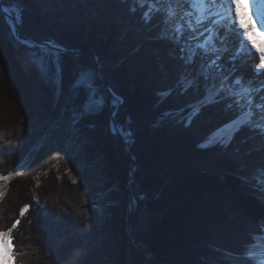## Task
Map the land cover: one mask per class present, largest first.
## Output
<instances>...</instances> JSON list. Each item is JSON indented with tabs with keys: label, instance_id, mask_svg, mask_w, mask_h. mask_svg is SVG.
<instances>
[{
	"label": "trees",
	"instance_id": "16d2710c",
	"mask_svg": "<svg viewBox=\"0 0 264 264\" xmlns=\"http://www.w3.org/2000/svg\"><path fill=\"white\" fill-rule=\"evenodd\" d=\"M15 1L22 17L21 38L79 54H60L62 83L59 78L60 94L52 107L38 71L0 15V175H9L25 160L29 165L0 201V229L20 220L12 233L16 264H124L127 238L122 226L132 161L123 153V140L112 133L111 120L131 133L128 148L135 172L130 192L136 209L129 224L152 264H229L228 255L245 256L261 236L264 206L242 182L264 167V135L245 126L226 148H199L236 113L223 102L201 106L203 89L181 90V61L158 38L162 13L135 0ZM11 2L3 0V7ZM145 13L151 14L150 22L143 19ZM96 58L101 90L106 84L120 105L110 107L105 95L103 108L85 115V91L72 95L70 86L82 68L98 72ZM28 96L29 107L15 110L14 99L20 105ZM38 96L40 109L34 112ZM194 108L200 111L190 118ZM73 114L79 116L76 126L85 150L105 158L106 189L114 183L118 187L106 198L110 220L100 226L90 206L92 194L67 181L59 183L52 172L36 191L38 202L28 196L31 178L47 167L42 151L33 149L50 124ZM175 114L178 119H170ZM26 205L29 211L21 217ZM143 213L154 220L141 240L137 234Z\"/></svg>",
	"mask_w": 264,
	"mask_h": 264
},
{
	"label": "snow or ice",
	"instance_id": "6c2138e0",
	"mask_svg": "<svg viewBox=\"0 0 264 264\" xmlns=\"http://www.w3.org/2000/svg\"><path fill=\"white\" fill-rule=\"evenodd\" d=\"M137 2L143 4L145 0H137ZM154 2L165 6L154 9V11L162 13L158 38L169 43L176 58L181 61L182 71L177 80L181 90L200 91L203 89L204 95L198 101L201 106L206 107L229 100L228 108L235 105L241 109L234 119L210 134L201 147L221 146L226 148L234 139L235 134L245 126H248L250 131H257L260 135H264V104L254 103V97L251 95L253 89L244 86L241 79L237 78L232 81V84H228L230 76L224 74L223 66L219 63L222 53L228 50L226 47L227 32L233 30L236 23L239 22L242 4L249 7L250 0H154ZM188 5H191V8H188ZM0 11L9 14L10 28L15 32L17 24L22 22L20 10L16 7H4ZM12 13H15L16 16L15 23H12L10 19ZM256 15H261L259 9H257ZM143 19L146 23L150 22L151 14L145 13ZM239 27L243 30L239 35H242L243 40L251 44V48L259 55V62L256 63L255 70L264 72V46L258 47L251 43L248 38L250 29L244 28L243 24H239ZM31 46L36 47L35 44ZM48 47L57 49L53 53L52 64L56 67V75L62 83V68L59 65L60 48L51 42H48ZM244 47L245 44L242 43L241 51ZM209 56L213 58L207 59ZM198 59L201 61L199 64H197ZM205 60L206 62H204ZM36 63L39 71L47 76L48 67L43 60L38 58ZM102 78V74L96 70L82 68L71 84L70 87L73 90L84 88L87 91L88 97L82 106L85 112L103 108L105 98L99 84ZM218 80L219 83H217ZM233 85H240L239 90ZM118 100L119 98L114 96L112 103L115 104ZM253 106L261 113L255 123L253 117L256 116V113L253 111ZM199 111L200 108H197L192 115H197ZM120 131L122 135H131L130 132H125L122 128ZM11 178V174L0 175V181H9ZM254 179L257 180L259 187L254 185L253 190L264 193V167L257 169ZM3 196L4 191L0 190V198ZM28 211L29 206L26 205L21 210L20 216L23 217ZM19 224L20 220L17 219L7 230L0 229V264H16L18 254L15 251L12 233ZM257 235L264 236V225ZM255 248H259V251H256ZM245 258L251 260L252 264H264V244L249 245Z\"/></svg>",
	"mask_w": 264,
	"mask_h": 264
},
{
	"label": "rangeland",
	"instance_id": "374dc122",
	"mask_svg": "<svg viewBox=\"0 0 264 264\" xmlns=\"http://www.w3.org/2000/svg\"><path fill=\"white\" fill-rule=\"evenodd\" d=\"M138 4H140V3H138ZM140 5L146 6L147 10H149V11H154V9L157 7H159V8L165 7V6H162L158 3H155L154 0H145V2L143 4H140ZM11 7H16L18 9H20L18 3L15 0L14 1L12 0L9 8H11ZM2 8H4L3 7V0L1 2L0 9H2ZM0 15L5 20L6 24H8L9 29H10V31H12V35H13L14 39L16 40V42L19 43V45L21 46L20 51L23 54V56L25 58H27L29 60V62L31 63V65H33V67H35L36 70L38 71V73L40 75V81L43 82V84L45 85V87L47 88V91L49 92V94L51 96V105H52V107H55V105L58 101V98H59V94H60L59 93V84L60 83H59V78L56 75V67L52 64V60H50V58L46 54V52H44L40 47L31 48V47L25 45L23 43V41H21L23 38L20 37L21 38V40H20L14 34L13 30L10 28L9 20L7 18L8 17L7 13L0 11ZM11 17L16 21L15 13H12ZM18 35L20 36L19 24H18ZM227 37L228 38H227L226 44L229 42V40L232 38V36L227 35ZM26 39H31V38H25L23 40H26ZM31 40H33V39H31ZM36 42H38V41H36ZM39 43H48V42H39ZM39 45H42V44H39ZM64 52H69V51L64 50ZM70 53H72L71 54L72 56H78L79 55V54L73 53V52H70ZM60 54H66V53H60ZM38 58L42 59L43 62L47 65L48 72L50 71V68H51V75L50 76L53 79V83L49 82V79H48L49 76L48 75L44 76L39 71L37 63H36ZM212 58H213L212 56H209L207 59H212ZM97 60L98 59L96 58V61ZM200 62L201 61L198 59L197 64H199ZM204 62H206V61H204ZM219 63L223 66L224 74L230 76V80L227 82L228 84H232V81L237 79V78L241 79L244 86L251 87L253 89L251 95L254 97V103L264 104V80L262 83H260L261 85H259V86L256 85L255 86L256 88H254L251 85L255 81L254 80L255 77L253 74V67H252L254 65L251 62H245L243 64V66L239 69V67H236L238 65L234 66L235 60H234V57L231 56V51H227L226 53L225 52L222 53V59L219 61ZM96 65H97V62H96ZM99 67H100V63H99V66L97 65V68H99ZM231 69H232V71H234V73H231ZM217 83H219V80L217 81ZM233 87H235L237 90H239L240 85H233ZM106 88L108 89V91H110L108 86L106 84H104V90H101V92L104 95V98L106 95L108 97V105L110 107H115V109H117L120 105V101L118 100L115 104H113L112 99H110L109 96L107 95ZM79 90H84L86 96L88 97V93L84 88L75 89L72 92V95L74 93H77ZM8 96H10V95H8ZM113 97H114V95H113ZM41 99H42L41 96L35 97V99L33 101L34 112L39 111ZM230 99H234V98H230ZM14 101L16 103L15 105L17 106V109H15V110H17L18 112H22L25 108L27 109L29 107V96H28L27 100L25 102H23V104L17 105V103L19 101L15 100V99H14ZM229 102H230L229 100H225V101H223V104L227 106V104ZM231 108L236 113V116L241 111V109H239L235 105H233V107H231ZM195 110H196V108L191 110V112L189 114L190 118L193 117L192 113ZM83 111H84L85 115H90V114H96L99 110H96L93 112H85V110L83 109ZM253 111L256 113V116L253 117V122L255 123L258 120L261 113L254 106H253ZM178 115L179 114H175V115L171 116L170 119H172V120L178 119ZM78 120H79V116L73 114V115H71V117L68 120H65V121L62 120V121L58 122L57 124H55V123L52 125L50 124V126L46 129V131L42 137V140L36 146V148L33 150H35V153L42 151V154L44 157V162H45L47 167H46V170H42V171L37 172L35 174V176H33L31 178L32 187L30 188L31 190L29 191L28 196L30 195L34 202H38V195H37L38 193H36V191H37V189H41L42 181L46 178V175L52 172L56 176L59 183L67 181L71 185L78 187V189H79V187H81L85 191L92 194L90 206H91L92 210L94 211V213L96 214V218L98 220L97 222L99 223L98 226H100L104 223H108L110 220L109 212L107 210L108 204L106 203V198L111 192L117 191L118 187H117L116 183H114L111 185V187H109V189H106V185H107L108 180H106L107 173H106L105 158L103 155H101L99 153L89 154L85 150L82 143L80 142V139H81L80 138L81 137L80 131L76 126V123L78 122ZM128 140H129V136H128ZM201 145L199 146V148H202ZM25 161L21 165L16 167L15 170L10 173L12 178L9 181H7L6 184L4 185V187L2 188V191H4V195H5V192L9 186V184L12 182V180L14 178H16L17 176L21 175L23 172H25L28 169L29 165H27V163ZM131 161H132V159H131ZM256 175H257V172H254V174L252 176L247 178L248 180H243V182L242 181L241 182L244 183L247 186V188L250 189L254 193L255 199H257L258 202L262 205L263 203L261 202L260 197H263L264 193H260L258 191L253 190L254 185L256 187H259V185L257 184V180L254 179V177ZM216 182L221 184V185L224 184L222 177H217ZM130 185H131V181H129V179H128L126 182V188H125L127 191V199H128V190L127 189L130 190ZM43 189H46V187H44ZM26 196H27V194H26ZM2 198H0V201ZM113 205L117 206L118 203L114 202ZM129 205H130V207H129ZM263 206L264 205H262V207ZM132 208H133V202L130 203L129 199H128L127 206L125 208L124 218H123L124 225L122 226L124 235L127 238V241L125 243L126 256H125L123 262H124V264H143V261H145L146 259L149 258V259H151V264H152V257L149 256L148 249L141 243L144 246V249H142V251H140L141 249L135 243H133L132 240L126 234V226H125L126 211H127V209L131 211ZM135 209H136V207H135ZM133 214H131V215H133ZM130 216H129V218H130ZM153 220H154V217H152L151 215H145L143 213V218H142L143 226L139 229L138 234H137L139 239L144 240L145 234H146V229L153 222ZM262 225H264V223L261 224V228H262ZM129 226H130V224H129ZM131 232H132V230H131ZM257 238H259V237H257ZM136 241L138 242L137 239H136ZM255 242H256V240H255ZM130 249L137 252L140 255V257L133 254ZM145 251H147L148 253H144ZM228 256L231 257L233 255H228ZM227 261L229 262V264H231V260L229 257H228Z\"/></svg>",
	"mask_w": 264,
	"mask_h": 264
},
{
	"label": "bare ground",
	"instance_id": "6f19581e",
	"mask_svg": "<svg viewBox=\"0 0 264 264\" xmlns=\"http://www.w3.org/2000/svg\"><path fill=\"white\" fill-rule=\"evenodd\" d=\"M135 1L137 2V0H135ZM140 6H144V5H140ZM162 6H164V5H162ZM187 7L191 8V5H188ZM146 9H147V7H146ZM257 9L260 10V13H261L260 16L256 15ZM240 13L241 14H240L239 22L236 23L233 30L227 32V35H231L232 38L226 44V47L228 49L227 51H231V56L234 57V60H235L234 66L238 65L236 67H239V69L243 66V64L245 62H251L252 64L255 63V65H256V63L259 62V55L255 52L254 49L251 48V44L245 42L243 40V36L239 35L243 31L239 27V24H243L244 28L250 29V31L248 33V38H249V41L251 43H254L258 47L264 46V0H250V6L249 7H245L242 4ZM7 16H8L7 17L8 20H9V14H7ZM10 19H11L12 23H15V20L12 17H10ZM16 27H17V31H18V24ZM23 43L25 45L31 47V48H34L31 46V45L35 44L32 41H23ZM242 43L245 44V47L241 51L240 45ZM41 46H43V47H41ZM36 47H40L44 52H46V54L49 56L50 60L53 59V53L57 50L54 48H49L48 44L36 45ZM255 65L252 66L253 67V74L255 77V79H254L255 83L253 82L251 84L254 88H256L255 87L256 85L257 86L261 85L260 83H262L264 80V72H257L255 70ZM231 73H234V71H232V69H231ZM50 75H51V68H50V71L48 72V76H49L48 79H49L50 83H53V79ZM113 98L114 97H112V101H113ZM111 131H112V129H111ZM113 132L118 134L117 136L120 135L121 139L123 140V145L125 144V147H128V142H129L128 136L122 135L120 128H118V127L116 129H113L112 133ZM6 182L7 181H0V190H2V188L4 187ZM260 200L263 203L262 205H264V196L260 197ZM131 202H133V208H134L135 203H134V201H131ZM129 207H130V205H129ZM133 208H132V210H133ZM262 244H264V236L257 238L256 242L253 246L262 245ZM255 250L259 251V248H255ZM229 258L231 260V264H252L251 260L246 259L245 256L244 257H236V256L230 257L229 256Z\"/></svg>",
	"mask_w": 264,
	"mask_h": 264
},
{
	"label": "water",
	"instance_id": "95a60500",
	"mask_svg": "<svg viewBox=\"0 0 264 264\" xmlns=\"http://www.w3.org/2000/svg\"><path fill=\"white\" fill-rule=\"evenodd\" d=\"M1 2H2V0L0 1V7H1ZM14 34L21 40V38H20V36L18 35V31H17V27H16V29H15V32H14ZM21 41H32V42H34L35 44H37V45H39V44H42V45H46V44H48V43H39V42H36V41H34V40H31V39H26V40H21ZM60 48V47H59ZM60 53H66V54H72V53H70V52H64V50L63 49H61L60 48ZM97 62V65L99 66V61L97 60L96 61ZM98 71H99V73H101V69H100V67L98 68ZM102 74V73H101ZM106 92H107V95L109 96V98L110 99H112V97H113V94L110 92V91H108V89L106 88ZM111 101V100H110ZM117 127H116V125L114 124V122H113V120H111L110 121V129H112V131H113V129H116ZM115 135H118V134H116L115 132H113ZM120 139H121V136L119 135L118 136ZM122 150H123V153L125 154V155H127L128 157H130L131 159H132V170L130 171V173H129V181H132V177H133V175H134V172H135V163H134V159L132 158V155H131V152H130V150H129V148L128 147H125V144L123 145L122 144ZM128 190V199H129V202H131V201H134L133 200V197H132V195H131V193H130V190L129 189H127ZM135 203V202H134ZM135 207H136V204H134V208H133V210L132 211H129L128 209H127V211H126V218H125V226H126V234L128 235V237L132 240V242L133 243H135L141 250L140 251H142V249H144V246L141 244V243H139V242H137L136 241V239L134 238V236H133V234H132V232H131V229H130V226H129V216L131 215V214H133L134 213V211H135ZM144 253H148L147 251H145Z\"/></svg>",
	"mask_w": 264,
	"mask_h": 264
}]
</instances>
